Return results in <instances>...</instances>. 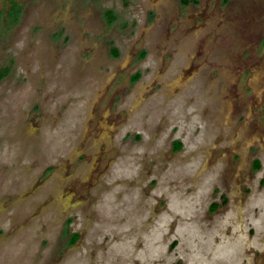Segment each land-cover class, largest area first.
<instances>
[{
  "label": "rangeland",
  "instance_id": "obj_1",
  "mask_svg": "<svg viewBox=\"0 0 264 264\" xmlns=\"http://www.w3.org/2000/svg\"><path fill=\"white\" fill-rule=\"evenodd\" d=\"M0 70V264H264V0H0Z\"/></svg>",
  "mask_w": 264,
  "mask_h": 264
},
{
  "label": "trees",
  "instance_id": "obj_2",
  "mask_svg": "<svg viewBox=\"0 0 264 264\" xmlns=\"http://www.w3.org/2000/svg\"><path fill=\"white\" fill-rule=\"evenodd\" d=\"M179 1H180L181 5H184V6H186V5H188V4H196V3H197V0H179ZM111 51H112L113 55H116V50L112 49ZM4 75H5V71H4V70H0V79H1L2 77H4ZM134 79H137V76H136ZM177 146H179V145H177ZM255 165H256V164H255ZM256 166H257V165H256ZM215 209H216V205H215V204L211 205V207H210V211H213V210H215ZM76 239H77V235H73V236L71 237V244L74 243V241H75Z\"/></svg>",
  "mask_w": 264,
  "mask_h": 264
},
{
  "label": "crops",
  "instance_id": "obj_3",
  "mask_svg": "<svg viewBox=\"0 0 264 264\" xmlns=\"http://www.w3.org/2000/svg\"><path fill=\"white\" fill-rule=\"evenodd\" d=\"M178 2H180V1L178 0Z\"/></svg>",
  "mask_w": 264,
  "mask_h": 264
}]
</instances>
